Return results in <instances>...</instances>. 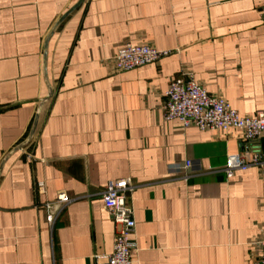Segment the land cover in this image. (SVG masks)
I'll list each match as a JSON object with an SVG mask.
<instances>
[{"label":"crops","instance_id":"0c3cea01","mask_svg":"<svg viewBox=\"0 0 264 264\" xmlns=\"http://www.w3.org/2000/svg\"><path fill=\"white\" fill-rule=\"evenodd\" d=\"M77 1L0 0V264H96L114 249L103 193L121 178L133 184V264L257 259L264 135L183 128L164 103L171 79L192 75L240 115L264 112V0H84L49 41L47 80L45 41ZM128 41L171 53L117 71ZM242 152L262 163L228 177L227 156ZM59 192L73 200L51 225L44 204Z\"/></svg>","mask_w":264,"mask_h":264},{"label":"built area","instance_id":"2783aa9c","mask_svg":"<svg viewBox=\"0 0 264 264\" xmlns=\"http://www.w3.org/2000/svg\"><path fill=\"white\" fill-rule=\"evenodd\" d=\"M264 23V5L260 12ZM171 50L159 49L150 43L128 41L121 45L112 60L117 71L132 70L149 63L157 62L169 55ZM166 120L177 119L183 128L195 126L201 130L239 131L246 140H258L264 135V112L256 115H240L227 99L210 93L204 85L190 75L172 78L164 103ZM262 160L256 152L229 154L225 171L232 177L237 169L246 170ZM187 166L191 161H187ZM44 182H38L39 191L44 190ZM133 184L130 179H111L104 193V205L117 226L114 249L111 253L96 257V264H133L136 243L133 235L136 228L135 211L129 201ZM73 199L65 192H59L53 201L44 204L46 220L54 224L61 210ZM260 254L249 264H264V229L258 242Z\"/></svg>","mask_w":264,"mask_h":264},{"label":"water","instance_id":"95a60500","mask_svg":"<svg viewBox=\"0 0 264 264\" xmlns=\"http://www.w3.org/2000/svg\"><path fill=\"white\" fill-rule=\"evenodd\" d=\"M84 2V0H78L70 9H68L61 17L60 19L57 21V23L55 24V26L53 27V29L51 30V32L49 33L46 41H45V53H44V74H45V77L46 79L48 80V72H47V65H48V44H49V41L50 39L52 38V36L54 35V33L57 31V29L59 28V26L61 25V23L73 12L75 11L82 3ZM52 95V88L50 87L49 89V95L43 99V101L41 102L40 106H39V109H38V112L36 114V118H35V121H34V124H33V127L31 129V132L28 136V138L26 139V141H24L22 144H20L16 149L13 150V152L17 151V150H20L22 149L25 145H27L31 139L33 138L36 130H37V127H38V124H39V121H40V116H41V109H42V106L44 105L45 102H47L49 100V98L51 97ZM2 167L3 165L1 166L0 168V173L2 171Z\"/></svg>","mask_w":264,"mask_h":264}]
</instances>
